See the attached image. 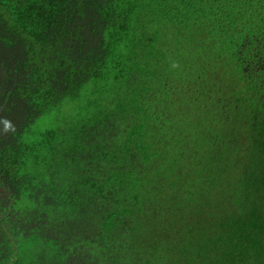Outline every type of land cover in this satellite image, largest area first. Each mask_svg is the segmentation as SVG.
<instances>
[{
  "label": "trees",
  "instance_id": "16d2710c",
  "mask_svg": "<svg viewBox=\"0 0 264 264\" xmlns=\"http://www.w3.org/2000/svg\"><path fill=\"white\" fill-rule=\"evenodd\" d=\"M257 258L264 0H0V264Z\"/></svg>",
  "mask_w": 264,
  "mask_h": 264
},
{
  "label": "rangeland",
  "instance_id": "374dc122",
  "mask_svg": "<svg viewBox=\"0 0 264 264\" xmlns=\"http://www.w3.org/2000/svg\"><path fill=\"white\" fill-rule=\"evenodd\" d=\"M49 125H50V122H48L46 125H40V126H38L37 130L42 131L45 128H47ZM252 258H254V255ZM261 260H262V258L252 259V262H255V263L257 262L258 264H260ZM245 264H249V263H245ZM250 264H251V262H250Z\"/></svg>",
  "mask_w": 264,
  "mask_h": 264
}]
</instances>
